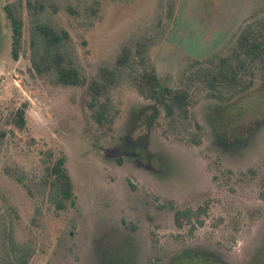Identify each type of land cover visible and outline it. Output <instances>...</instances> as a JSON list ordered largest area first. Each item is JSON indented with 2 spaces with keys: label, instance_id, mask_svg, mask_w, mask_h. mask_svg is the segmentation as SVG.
Here are the masks:
<instances>
[{
  "label": "rangeland",
  "instance_id": "obj_1",
  "mask_svg": "<svg viewBox=\"0 0 264 264\" xmlns=\"http://www.w3.org/2000/svg\"><path fill=\"white\" fill-rule=\"evenodd\" d=\"M97 1L92 17L44 10L45 20L67 32L84 78L83 85H61L32 68L26 0H0V240L11 221L15 240L33 247L28 264H173L188 250L213 252L227 264H264V66L249 90L227 102L192 74L198 61L226 52L249 17L264 13V0ZM6 4L22 17L16 60ZM143 46L145 66L161 83L190 86L198 143L172 133L159 105L156 121L144 125L153 101L138 94L125 68L110 85L107 116L98 120L89 105L90 81H105L122 50L136 56ZM18 107L25 109L21 129L6 122ZM140 135L144 149H133ZM47 152L64 157L72 183L75 202L61 211L34 177ZM18 172L27 181L12 177ZM186 207L203 209L201 224H175V211Z\"/></svg>",
  "mask_w": 264,
  "mask_h": 264
},
{
  "label": "trees",
  "instance_id": "obj_2",
  "mask_svg": "<svg viewBox=\"0 0 264 264\" xmlns=\"http://www.w3.org/2000/svg\"><path fill=\"white\" fill-rule=\"evenodd\" d=\"M82 2V0H67V2L61 0H26L31 19L29 45L32 68L38 73H46L61 85H83L84 78L80 76L73 62L72 50L68 46L67 32L45 20L42 15L48 7L54 11L65 7L75 16L83 17L87 15V12L91 13V17L94 16L97 12L98 1L92 0V3L87 6L84 5L85 2ZM4 9L11 26V56L16 60L22 50V17L15 4H6ZM145 51L146 48L143 46L135 56L127 49L122 50L117 55V64L114 70H111L106 77L104 74L105 81H103L104 79L97 81V78L90 81L88 84V91L91 95L89 105L97 107V119L100 120L101 116H107L110 85L116 83V80L122 75V68H125L130 77V83L138 94L144 99L153 101L152 104L144 107L150 112L145 117L144 125L148 127L156 121L158 115L156 105H159L172 128V133L187 137L186 139L190 143H198V133H200L201 128L198 122L193 119L189 108L192 101L190 86L188 88H173L161 83L154 69L145 66ZM137 64L142 68L138 69ZM198 64L197 73L192 72V74L197 75V78L200 77V82L209 88V95L217 100L227 102L236 95L249 90L253 85L255 73L264 66V13L251 16L242 24L226 52L217 54L208 61H198ZM189 75L192 78V75ZM190 76L187 77L189 80ZM101 95L104 96L103 101L99 100ZM141 112L142 110L133 114V121L138 120ZM24 115L25 109L18 107L9 114L6 122L21 129L25 124ZM216 134L218 137H215V140L224 146L222 135L217 132ZM4 135L5 132L1 134L0 139ZM181 136L178 137L183 139ZM143 142L144 135L138 136L134 140L132 148L138 147L143 150ZM47 154L48 157L43 161L42 173L36 174L34 177L47 202L55 211H61L75 202L72 183L64 166V157L58 156L55 159H50L51 153L47 152ZM136 154L141 156L140 151ZM11 175L20 183L27 181L23 172ZM259 195L264 199V185ZM201 211L203 209L193 210L190 207L178 209L174 213L175 224L178 226H182L184 223L192 226L193 222L201 224ZM1 234L0 243L3 244L0 247V264H28L33 253L31 242L15 240V230L11 221L3 227ZM192 251L182 252L172 263L177 264L183 259L196 258L227 264L213 252L197 253V251Z\"/></svg>",
  "mask_w": 264,
  "mask_h": 264
}]
</instances>
